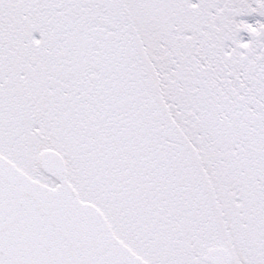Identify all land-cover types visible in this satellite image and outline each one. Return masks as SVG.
I'll list each match as a JSON object with an SVG mask.
<instances>
[{
    "label": "snow or ice",
    "instance_id": "1",
    "mask_svg": "<svg viewBox=\"0 0 264 264\" xmlns=\"http://www.w3.org/2000/svg\"><path fill=\"white\" fill-rule=\"evenodd\" d=\"M0 264H264V0H0Z\"/></svg>",
    "mask_w": 264,
    "mask_h": 264
}]
</instances>
